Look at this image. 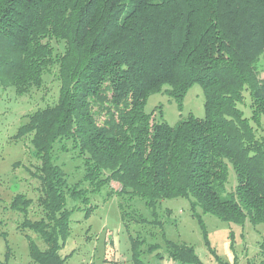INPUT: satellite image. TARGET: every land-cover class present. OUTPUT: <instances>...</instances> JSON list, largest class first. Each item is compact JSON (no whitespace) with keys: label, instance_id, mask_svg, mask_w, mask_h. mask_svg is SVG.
I'll return each instance as SVG.
<instances>
[{"label":"trees","instance_id":"trees-1","mask_svg":"<svg viewBox=\"0 0 264 264\" xmlns=\"http://www.w3.org/2000/svg\"><path fill=\"white\" fill-rule=\"evenodd\" d=\"M263 57L264 0H0L2 84L23 96L43 90L55 68L59 79L58 97L30 111L13 135L29 138L37 161L29 168L37 199L21 191L10 203L23 214L17 228L31 259L66 264L72 214L84 205L88 217L98 206L92 197L106 189L119 196L134 264H149L143 254L162 245L130 232L131 223L160 227L165 237L159 212L178 197L189 200L205 244L226 264L204 215L264 224ZM194 84L204 90L203 116L171 124L162 105L146 109L152 94L165 92L182 112ZM65 152L81 160L75 181L59 161ZM36 201L42 215L31 218ZM165 242L179 264H205L194 245Z\"/></svg>","mask_w":264,"mask_h":264},{"label":"rangeland","instance_id":"rangeland-1","mask_svg":"<svg viewBox=\"0 0 264 264\" xmlns=\"http://www.w3.org/2000/svg\"><path fill=\"white\" fill-rule=\"evenodd\" d=\"M56 45L62 47L58 42ZM58 94L59 79L56 68L53 72L45 74L44 89L36 90L30 95L18 96L0 80V264H38L30 257L28 238L17 228L18 223L23 220V214L10 207L17 192H25L37 199L40 193L39 180L33 177L29 170L37 161L31 152L33 147L29 138L16 139L13 135L18 126L26 121L30 111L47 101L55 100ZM204 103L203 88L200 84H194L185 97L182 112L174 98L165 92L152 94L146 109L158 113L159 106L162 105L164 118L171 124H176L189 113L203 116ZM59 161L64 162L65 170L71 174L72 181L83 173L82 167H77L81 160L71 157V153H61ZM15 162H18L17 166L14 165ZM111 186L119 189L121 185L112 181ZM106 191L104 189L92 197V204L98 206L88 217L85 215L84 205L72 214L71 233L61 249L64 256L73 252L66 264H134L129 231L124 225L118 206L119 196L114 194L109 197ZM37 203H33L30 209L31 218L42 215ZM133 206L148 218L152 217L149 214L150 208L140 197L133 199ZM167 210L171 211V214L167 213ZM160 212V218L166 221L163 226L165 237L194 245L205 264H221L205 244L204 234L198 219L192 215L188 199L178 197L163 200ZM204 219L210 243L221 260L236 264H247L249 260H264L261 246L264 242V224L253 226L247 222L241 227L235 223L229 224L212 214H205ZM161 229L133 222L130 232L141 233L148 243L159 242L162 245L143 254L142 257L149 264H179L169 257ZM30 233L43 246L42 240L34 232Z\"/></svg>","mask_w":264,"mask_h":264}]
</instances>
